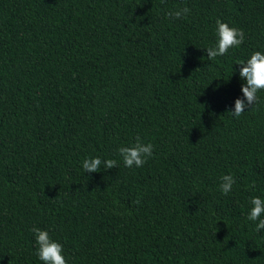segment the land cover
I'll list each match as a JSON object with an SVG mask.
<instances>
[{"label":"trees","instance_id":"16d2710c","mask_svg":"<svg viewBox=\"0 0 264 264\" xmlns=\"http://www.w3.org/2000/svg\"><path fill=\"white\" fill-rule=\"evenodd\" d=\"M217 19L245 40L210 61ZM253 51L264 0H0V264H43L34 227L68 264H264L247 220L264 199V90L228 112ZM137 136L153 156L128 168L118 149ZM96 156L118 166L85 172Z\"/></svg>","mask_w":264,"mask_h":264},{"label":"clouds","instance_id":"9594fccd","mask_svg":"<svg viewBox=\"0 0 264 264\" xmlns=\"http://www.w3.org/2000/svg\"><path fill=\"white\" fill-rule=\"evenodd\" d=\"M191 9L188 7L179 8L165 13V16L171 20L187 18ZM216 36L215 46L206 48L208 60H214L217 57L224 56L229 49L239 48L244 40V30L237 27L229 26L228 23L216 20ZM237 65H240L239 76L245 81L241 86L243 93L242 98H237L234 103V110L228 111L234 117H240L246 108H251L258 101L257 93L264 90V52L253 51L250 57L245 60H238ZM136 142L129 146H121L118 149V154L122 158L125 167L139 168L147 162L148 158L153 156L154 146L151 143H143L141 137L135 138ZM105 170L117 167V161L114 159L102 160L99 156L88 157L83 160L82 167L87 173L99 172L101 166ZM219 190L222 194H229L236 178L232 174H224L220 177ZM254 187V185L252 186ZM251 207L247 214V220L256 222L255 231L264 230V199L259 196H253L250 199ZM34 233L36 241V256L43 264H68L67 259L63 255V245L53 240L47 230H41L34 227L31 229Z\"/></svg>","mask_w":264,"mask_h":264}]
</instances>
